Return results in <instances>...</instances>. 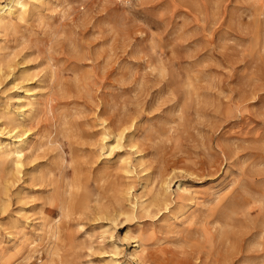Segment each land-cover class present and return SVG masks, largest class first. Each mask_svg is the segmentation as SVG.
Instances as JSON below:
<instances>
[{
    "label": "rangeland",
    "instance_id": "374dc122",
    "mask_svg": "<svg viewBox=\"0 0 264 264\" xmlns=\"http://www.w3.org/2000/svg\"><path fill=\"white\" fill-rule=\"evenodd\" d=\"M26 2L0 29V140L27 132L0 264H264V0Z\"/></svg>",
    "mask_w": 264,
    "mask_h": 264
},
{
    "label": "bare ground",
    "instance_id": "6f19581e",
    "mask_svg": "<svg viewBox=\"0 0 264 264\" xmlns=\"http://www.w3.org/2000/svg\"><path fill=\"white\" fill-rule=\"evenodd\" d=\"M27 6V2L26 0H8L7 2H2L0 0V29L5 27V25L7 24V20H10L11 17L13 16L14 14V11L17 9V8H23L25 9ZM13 23V22H12ZM14 25V24H13ZM14 30V29H13ZM15 41V40H14ZM9 43V42H8ZM8 46V45H7ZM20 68V67H19ZM23 68V67H22ZM3 70V69H2ZM20 70V69H19ZM54 70V69H53ZM18 71V70H17ZM15 73V72H14ZM27 73V72H26ZM16 76V75H15ZM10 80V79H9ZM8 80V81H9ZM11 81V80H10ZM11 83V82H10ZM8 84V83H7ZM23 84V83H22ZM3 88V87H2ZM1 89V88H0ZM29 91V89H26ZM16 91V90H15ZM31 92V91H29ZM28 92V93H29ZM24 93H22L23 95ZM12 95V94H11ZM27 95V94H26ZM4 97V96H3ZM17 97V96H16ZM19 97V96H18ZM25 97V95H24ZM33 97V96H32ZM5 98V97H4ZM30 98V97H28ZM7 100V99H6ZM1 103V102H0ZM10 103V102H9ZM17 105V104H16ZM19 105V104H18ZM141 105V104H140ZM12 106V105H11ZM10 106V107H11ZM139 106V105H138ZM12 108V107H11ZM10 109V108H9ZM29 109V108H28ZM29 111V110H28ZM112 111V110H111ZM111 113V112H110ZM19 118V117H18ZM135 122V121H134ZM101 123V122H100ZM134 123H131L129 124L130 126L129 127H126V126H123L121 128V131H120V135L118 136L119 138L123 137L126 130L128 128H130L131 126H133ZM101 126V125H100ZM4 128V127H3ZM18 128L15 127L14 129L11 130V132H9L10 136H13L12 133ZM5 129V128H4ZM109 129V128H108ZM10 130V129H9ZM8 132V131H7ZM30 132V131H29ZM109 133V132H108ZM106 132V136H108V134ZM8 135V134H7ZM27 135V132H23L22 134L19 133V134H16L15 136H13L11 139H13L12 141L10 142H7L5 140H0V154L2 155H5V157L12 163L13 165V168L15 169V172H17L18 174L22 172V168L24 166V162H23V156H24V152H25V144L27 143L25 137ZM102 135V134H101ZM110 135H112L110 133ZM132 135V134H131ZM113 136V135H112ZM135 136V135H134ZM95 138V137H94ZM104 139V138H103ZM111 139V138H110ZM8 140V139H7ZM108 140V139H107ZM104 141V140H103ZM119 141V139H118ZM107 142V141H106ZM116 143V142H115ZM113 144V143H112ZM106 146V145H105ZM111 147V146H110ZM113 149L114 146H112ZM31 148V147H30ZM117 148V147H116ZM136 148V146H135ZM134 148V149H135ZM107 149V148H106ZM31 152V151H30ZM107 153V152H105ZM111 153V152H110ZM102 154V153H101ZM138 154V153H137ZM42 157V156H41ZM107 157V156H106ZM43 158V157H42ZM129 160V159H128ZM34 162V160H33ZM136 163V162H135ZM82 164V163H81ZM128 164V163H127ZM119 167V166H118ZM137 167V166H136ZM29 168V167H28ZM181 170V169H180ZM38 171V170H37ZM135 172V171H134ZM127 173V172H126ZM136 173V172H135ZM128 174V173H127ZM48 176V175H47ZM192 176V175H191ZM81 180V179H80ZM145 182V181H144ZM80 183V182H79ZM183 183V181H182ZM115 184V183H114ZM173 185V184H172ZM130 186V185H129ZM166 186H167V190L171 187V181H166ZM18 187V186H17ZM24 187V186H23ZM182 185L179 186V189H182ZM122 189V187H121ZM100 190V189H99ZM131 190V189H130ZM97 191V190H96ZM79 193V191H78ZM46 194V193H45ZM9 199V198H7ZM12 199V198H11ZM68 199V198H67ZM122 199V198H121ZM136 199V198H135ZM172 199V198H171ZM5 200V199H4ZM70 200V199H69ZM124 200V199H123ZM10 201V199H9ZM71 201V200H70ZM129 201V200H128ZM137 201V199H136ZM127 202V201H126ZM156 202V201H155ZM134 203V202H133ZM124 204V203H123ZM42 205V204H41ZM128 205V204H127ZM155 205V204H154ZM157 205V204H156ZM9 206V205H8ZM43 206V205H42ZM129 207V206H128ZM23 208V207H22ZM27 211V210H26ZM130 211V210H129ZM136 212V210H135ZM121 213V212H120ZM134 214V213H133ZM148 214V213H147ZM217 214V213H216ZM74 215V214H72ZM101 215V214H100ZM99 215V216H100ZM104 215V214H103ZM101 215V216H103ZM125 215V214H124ZM14 216V215H13ZM119 216V215H118ZM126 216V215H125ZM135 216V214H134ZM159 216V215H158ZM129 217V216H128ZM107 218V217H106ZM148 218V217H147ZM108 219V218H107ZM119 219V218H118ZM101 220V219H100ZM137 220V219H136ZM62 221V220H61ZM114 221V220H113ZM123 221V220H122ZM42 224V223H41ZM121 225V224H120ZM125 226V225H124ZM62 233V232H61ZM54 236H56V233H54ZM61 237V236H60ZM63 237V236H62ZM115 238V237H114ZM118 238V237H117ZM138 242V241H137ZM136 242V243H137ZM140 242V241H139ZM118 243V242H117ZM116 243V245H117ZM144 243V242H143ZM135 247V246H134ZM119 251V250H118ZM112 254V253H111ZM131 254V253H130ZM117 255V254H116ZM135 258L137 260H139L141 263L143 264H146L144 263L143 259L138 255V254H134Z\"/></svg>",
    "mask_w": 264,
    "mask_h": 264
}]
</instances>
